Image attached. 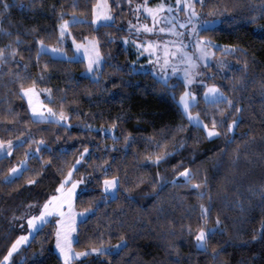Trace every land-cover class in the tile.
<instances>
[{
  "label": "trees",
  "instance_id": "obj_1",
  "mask_svg": "<svg viewBox=\"0 0 264 264\" xmlns=\"http://www.w3.org/2000/svg\"><path fill=\"white\" fill-rule=\"evenodd\" d=\"M109 1L113 10L129 11L139 0H132L131 5L127 0H119L120 7L114 0ZM8 2L15 6L10 9L11 26L4 23L3 27L13 35L0 33V48L12 43L18 55L15 62L9 61L0 71V139L31 136L36 141L43 139L53 151L41 147L39 153L45 161H52V167L42 168L38 159L29 157L27 170L11 183L5 179L9 169L25 158V150L36 145L26 143L22 149H14L11 157H0V258L22 231L19 225L36 209L28 205H41L83 149L88 148L76 171L77 176L86 179L76 205L92 213L79 222L73 247L83 251L90 241L99 245L101 240L105 246H111L120 241L121 235L128 245L118 254H93L75 264H264V235L260 231L264 228V202L259 194L264 189V32L257 30L264 25L259 8L264 0H208L203 8L217 12L227 5L228 11L218 16L222 19L220 26L200 35L224 46L243 49L232 54L235 65L217 76L222 91L243 109V119L233 133L212 139L205 136L203 129L189 124L179 107L178 96L184 90L181 80H169L170 85L177 86V95L173 97L157 83L152 72L133 68L135 53L122 43L127 30L116 22L71 26L77 41L85 36L100 38L107 62L100 69L99 83L85 73L86 62L82 58L68 63L43 55L36 62L38 39L61 44L57 30L59 13H68L64 16L67 19L75 12L91 21L92 5L97 0H22L25 7H20L17 0ZM157 2L149 0L152 4ZM73 3L78 6L73 8ZM17 35L23 43H14ZM69 48L72 49L71 42ZM16 73L20 80L15 79ZM41 75L43 81L39 79ZM33 81L39 88L52 89L55 102L46 98V103L57 112L63 110L69 116L70 127L32 120L19 87L21 83L31 86ZM233 83L237 85L235 89L230 86ZM220 107L225 109L227 123L237 118L226 105ZM206 109L217 116L219 125V113L206 105L203 98L192 110L198 111L211 126ZM181 125L185 131L176 133L174 130ZM220 131L226 132V124ZM127 136L131 139L125 141ZM150 137L166 146L158 150ZM229 140L234 142L228 143ZM181 142L184 147L177 150ZM157 151L174 154L157 166L146 159ZM184 167L196 173L192 183H199L203 174L208 177L212 196L208 226H215L218 214L223 220L222 231L211 239L208 253L197 251L193 235L183 230L191 226L195 233L201 226L197 205H208L207 197L201 200L183 179H178L175 185L166 183L163 188L156 183L175 179ZM37 171H43V175L38 176ZM114 176L121 181L119 198L105 200L102 181ZM29 179L38 183L29 185ZM225 197L232 205L237 199L242 200L243 210L230 206ZM54 231L55 225L49 223L35 234L30 246L14 255L15 264H61L54 246ZM42 245L43 255H39ZM213 249L218 256L211 254Z\"/></svg>",
  "mask_w": 264,
  "mask_h": 264
},
{
  "label": "snow or ice",
  "instance_id": "obj_2",
  "mask_svg": "<svg viewBox=\"0 0 264 264\" xmlns=\"http://www.w3.org/2000/svg\"><path fill=\"white\" fill-rule=\"evenodd\" d=\"M20 7H25L22 0H17ZM117 7H120L119 0H114ZM129 5L132 4V0H127ZM197 5H200L201 8H205L208 5V0H175V7L172 4L166 3L165 0H159L154 6H149V0H143L141 4L135 6V11L140 12L144 11L151 18V23H140L139 18L137 17V23L133 24L131 21L128 22V31L134 32L136 38L129 41L127 38H124V43H131L137 50L138 56H144L147 54L148 57L154 58L149 59V64H155L158 66L152 75L156 78L158 84L163 85L169 93L176 97L175 88L176 85H170L169 79L175 76L177 73L182 75V84L184 85V91L179 94L177 103L182 109L184 116L187 118L189 124L194 128L203 129L205 136L208 139L219 138L221 135H227L234 132L239 126V123L243 119L241 113L243 109L237 107L234 101L229 98V96L222 91L221 87L217 84L208 85L204 82L203 79H197V77L202 76V73L198 71L201 66L207 67L210 62V58L215 56V52L212 51L214 48H220L224 52L237 53L243 51V49L236 46H221L215 44L211 39L202 37L200 35L203 31L211 30L217 23L219 15L226 14L228 11L227 5L224 6L222 11L217 12H201L197 10ZM15 5L10 4L8 0H0V33L5 36H12L13 33L8 28H4V23H8L11 26L10 9ZM78 5L73 3L72 7L76 8ZM255 7V6H253ZM261 9L260 18H264V3L259 5ZM185 13L183 22H179V18L175 15H169L174 12ZM92 14L93 19L88 21L86 19L77 16L75 12L71 13L72 19H64L65 15L68 13L61 11L59 13V23L57 25L58 30V42L63 44L66 38H71V43L73 46V55L69 56L65 48L55 47L45 44L43 39L37 40L38 51L34 59L39 63L40 57L43 55L51 56L54 60H63L68 63L78 62L80 58L86 59V71L92 75L96 83H99L102 79V74L100 69L103 64L107 62L105 55L101 52V41L99 37H83L82 42H77L75 36L72 35L71 26L75 24L82 23H92L96 25L108 24L109 22L115 23V17L111 11V5L108 3V0H97V2L92 5ZM206 17H214L212 19H207ZM255 18V17H254ZM164 22L168 26L160 27L159 25ZM187 30V35L189 37V43H184L185 32L178 31L177 29ZM32 31H36L32 29ZM171 33L173 36L177 37L175 40L170 41H160L147 39L146 34H155V33ZM113 38L109 36V42H112ZM15 44H21L23 41L20 36L17 35L14 41ZM191 47L193 51L189 52L188 48ZM160 53V54H158ZM18 55V49L13 47L12 43L5 45L3 48H0V71L3 70V66L8 64L9 61L15 62V58ZM22 59V58H21ZM135 61L132 62L135 65ZM221 64H224V61H220ZM247 65L245 64V67ZM27 68V65H24ZM47 64L44 65L46 69ZM170 70V71H169ZM214 78V77H213ZM15 79L20 80L19 73L15 74ZM43 81L44 77L41 75L39 77ZM197 83L202 85L204 90L202 92V97L206 105H210L216 109V112L219 113L220 120L218 125L217 116L205 110L207 118L211 122V126L208 123H205L201 118L199 112L195 115L192 113V109L198 106V101L196 99V93L191 91V86ZM115 87V85H113ZM233 89L236 88V83L230 85ZM240 86L243 87V84L240 83ZM262 90H264V84H262ZM41 91L47 94V98L51 102H55L52 89H38L36 87V82L33 81L32 85L25 87L23 83L20 84L19 94L26 100L27 108L29 114L33 121L36 123H55L61 124L65 127H70L67 124L69 116L63 111L60 110L57 112L51 107H48L40 100ZM65 99V97H61ZM226 105L227 109H231V114L235 115L237 118L231 119L230 123H227L228 117L224 115L225 109L221 108L220 105ZM11 112L12 109L9 108ZM19 115V113H17ZM226 124V132L222 133L220 127ZM85 127L91 128L90 125ZM116 124L112 125V128H115ZM173 130H170V132ZM176 133L185 131L183 125L178 126L175 130ZM163 134V133H162ZM115 139V137H113ZM18 143L14 145L11 139L5 141L0 139V153L5 156L11 157L13 151L16 148H23L26 143L35 144L34 149L30 148L24 151L25 159L18 162V164L9 169V176L6 177V182L11 183L18 175H23V172L27 170L28 167V158L35 157L41 163L42 168L52 167V161H45L42 156L39 155L41 147H44L47 151H53L50 145H47L46 142L41 139L36 141L31 138V136L25 137L23 139L17 138ZM125 141L131 139L130 136L124 138ZM153 140V138H149ZM156 148L159 150L166 145L159 141H154ZM234 141L229 140L228 143H233ZM184 143L179 144V148H183ZM89 152L88 148H84L81 152L78 159L75 160L74 164L70 169L67 170L66 175L63 176V179H60L58 185L54 189V192L50 195H47V198L44 200L42 205H28L31 208H37L38 214L29 215L26 219L27 225V234L19 235L7 249L6 254L0 258V264H15L13 261L14 255H18L21 248L24 246H30V237L44 230L45 226L49 223L55 225V249L58 251V259L61 261V264H75L76 261H81L82 258L86 259L90 255H109L115 252L116 254L119 251L125 249L128 245L127 239L121 235L120 241L112 246H105L104 241L101 240L99 245H96L94 241H90L89 247L85 248L83 251H76L73 247L72 234L76 233V218L77 216H82L85 213L89 212L90 209H85L83 213H78L74 210V202L77 194V189L81 184L84 183L83 179H74V173L77 171V166L81 165L84 161L85 154ZM174 153L171 152H160L157 151L146 157L153 165H159L161 162L166 161L167 158ZM239 154L237 153V159ZM107 164V161L104 162ZM98 168H103V165H97ZM58 171H63V169H58ZM105 175H107V169L104 168ZM38 176L43 175V171H37ZM196 173L190 170L188 167H184L183 171H180L176 174V178L171 181H160L161 188L164 184L171 183L175 185L178 179H183L186 184H189L192 189H194L201 200L205 197L208 199V205L204 203H199L197 207L199 208L200 213V223L201 226L196 229L195 233L191 226L184 228V231H187L189 234L193 235L195 241V247L197 251L208 253L210 248L211 239L218 233L222 231L221 225L223 220L220 215L215 217V226L209 227L210 223V205L212 203V196L210 195V189L208 187V177L206 174H203L199 183H192ZM143 182V181H141ZM38 183L36 179H29L27 184L34 185ZM103 193L105 194V200L107 198L118 199L119 192L121 190V181L119 177L105 178L102 181ZM138 186V185H137ZM155 188V184H153ZM128 192L131 189L127 190ZM260 197L262 202H264V189H261ZM252 195H255L253 192ZM226 203H229L230 206H239L243 210V201L237 199L232 205L231 202L225 197ZM14 219H16L14 217ZM21 229L24 228V225H19ZM261 234L264 235V228L261 230ZM174 234V233H173ZM77 242L78 239H77ZM43 245L41 247L39 255H43ZM211 254L213 256H218L219 253L216 250H212Z\"/></svg>",
  "mask_w": 264,
  "mask_h": 264
},
{
  "label": "rangeland",
  "instance_id": "obj_3",
  "mask_svg": "<svg viewBox=\"0 0 264 264\" xmlns=\"http://www.w3.org/2000/svg\"><path fill=\"white\" fill-rule=\"evenodd\" d=\"M143 2V0H139L138 2L134 3V5H132V7L130 8L129 11H124L123 9H119L118 11H115L113 10L112 8V5L110 3V1L108 0V3L111 5V11H112V14L114 15L115 17V22L122 28H125L127 30V33L122 37V43L123 45H125L127 48H129L130 50H133V52L135 53L134 55V59L132 60L135 61V65H133V68L136 70V71H150L153 73V71L156 70V68L158 66H156L155 64H149V59H154V58H150L147 56V54H145L144 56H138V53H137V50L136 48L134 47L133 44L131 43H124V38H127L129 41H131L132 39H135L136 36H135V33L134 32H129L128 31V22L131 21L133 24L137 23V17L139 18V22L140 23H151V18L148 16V14L144 11H140V12H137L135 11V6L137 4H141ZM166 3H169V4H172L173 7H175V0H165ZM158 3V2H157ZM155 4H152V3H149V6H154ZM197 10L198 11H201V12H207L206 10H204L203 8L200 9L198 8L197 6ZM169 15H175L179 18V22H183L184 20V17H185V13L183 11L181 12H174L172 14H169ZM79 16V15H78ZM81 17V16H80ZM82 18V17H81ZM93 18V17H92ZM207 19H212L214 17H206ZM217 19V23L215 26H220L222 23V19L221 17H215ZM72 17H69L67 18V20H71ZM111 23V22H109ZM96 25V24H95ZM160 27H167L168 25L164 22H162L160 25ZM214 28V27H213ZM178 31H183L185 32V38H184V43H189V37L187 35V30L185 29H177ZM257 30H261L264 32V25L262 26H259L257 28ZM94 37V36H92ZM202 37H205V36H202ZM91 38V37H90ZM147 39H152V40H160V41H170V40H175L177 39V37L173 36L171 33H155V34H146V37ZM207 38V37H206ZM210 39V38H208ZM77 41V40H76ZM213 41V40H212ZM71 42V38H66L65 42L63 44H56V45H53V44H48V43H45L47 45H51V46H55V47H63L65 48V50L67 51L68 55L71 56L73 55V46H72V43H71V47L72 49L70 50L69 48V44ZM78 43L79 42H82V40H79L77 41ZM215 44L217 45H221V46H224L223 44L217 42V41H213ZM227 46V45H226ZM188 51L191 52L193 51V49L191 47L188 48ZM212 51L215 52V56L210 58V62L208 63L207 67H203L201 66V68L198 70L202 73V76L200 77H197V79H203L204 82L208 85H211V84H217L220 86V84L218 83V75L219 74H223L225 72H227L228 69H230V67L234 66L235 65V60L234 58L232 57V54L233 53H229V52H224L222 51L220 48H214L212 49ZM160 54V53H158ZM83 59V58H82ZM85 62H86V59H84ZM220 61H224L225 63L224 64H221ZM87 63V62H86ZM103 66V65H102ZM102 68V67H101ZM170 71V70H169ZM85 73L88 74L89 76L92 77V75L90 73H88L86 70H85ZM214 77V78H213ZM181 80L182 81V75L180 73H177L175 76L171 77L169 80ZM29 87V86H28ZM37 87V86H36ZM38 89L42 90L44 88H39L37 87ZM185 90V89H184ZM183 90V91H184ZM191 91L195 92L196 93V99L197 101H199L200 98H203L202 97V92L204 90L203 86L202 85H199L197 83H194L192 86H191ZM46 98H47V94L42 92L41 91V94H40V100L45 104L47 105L48 107H50L47 103H46ZM25 100V99H24ZM198 111H193L192 110V113L193 115H195ZM201 118L204 120V118L202 117L201 115ZM205 122V120H204ZM206 123V122H205ZM67 124L69 125V121H67ZM21 139V138H20ZM14 143V145H16L18 143V139L15 138V139H11ZM7 141V140H5ZM14 152V151H13ZM2 156H5L3 155L2 153H0V157ZM25 159V158H24ZM22 159V160H24ZM21 161V160H20ZM83 162V161H82ZM18 164V162L14 165L16 166ZM28 164H29V161H28ZM82 164V163H81ZM13 166V167H14ZM81 165L77 166V170L79 169ZM10 173L7 174L6 177L9 176ZM74 179H83L84 180V183L80 185V187L77 189V194H76V198L77 196L79 195V193L81 191L84 190V186L86 184V179H84V177H81V176H77L76 175V172L74 173ZM110 179V178H109ZM53 193V192H52ZM76 198H75V202H74V210L78 213H83L84 210H80L77 208V205H76ZM43 204V203H42ZM41 204V205H42ZM92 213V210H90L89 212L85 213L84 215L82 216H77L76 218V228H78V224L80 221L82 220H85L87 219V217ZM38 214V209L36 208L34 211H32L30 213V215H36ZM24 225V228L22 229V231L20 232L19 235H22V234H27V225H26V219H25V222L23 223ZM77 232V231H76ZM33 237V236H32ZM30 237V241H31V238ZM76 237H77V234L76 233H73L72 234V239H73V242L76 240ZM55 246V244H54ZM112 246V245H111ZM23 248V247H22ZM21 248V249H22ZM78 251V250H77ZM58 252V251H57Z\"/></svg>",
  "mask_w": 264,
  "mask_h": 264
}]
</instances>
